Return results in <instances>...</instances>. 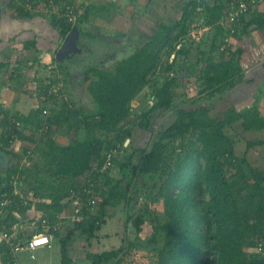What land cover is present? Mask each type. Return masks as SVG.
I'll list each match as a JSON object with an SVG mask.
<instances>
[{
	"label": "trees",
	"instance_id": "16d2710c",
	"mask_svg": "<svg viewBox=\"0 0 264 264\" xmlns=\"http://www.w3.org/2000/svg\"><path fill=\"white\" fill-rule=\"evenodd\" d=\"M30 2L32 7L28 9L25 4ZM191 3L184 6L180 19L171 22L156 20L142 45L126 33L119 34L132 40L134 52L124 55L132 47H127L124 53L120 52L119 56H127L115 62L112 69L96 63L82 69L80 79H83L93 99L94 110L74 109L67 99H62L64 84H72V73L79 70L78 66H71L65 60L55 59L64 73V79L57 77L50 80L49 77L50 83L46 85L44 95H47L46 103L51 107L47 108L48 112L43 114V118L40 116L42 109L31 111L28 115L10 116L7 105L3 106L0 99V148L8 158L13 156L15 159L14 163L6 167L5 178L0 177V200L3 199V193L13 199H20L15 190H23V185L28 182L37 194L50 200L45 203V209L49 211V217L55 219L56 213L67 207L64 200L70 199L72 190L82 196L97 198L95 208L85 205L73 220V227L61 238V264H74L69 253L71 240L75 237L89 239L96 236L108 219L112 218L110 208L123 204L128 208L132 202H139V196L134 198L133 191L138 177L142 175L156 178L158 191L154 197L160 196L165 208L164 216L158 215L153 221L154 233L148 239L150 244H154L159 234L164 238L163 246L152 255L156 264H264V249L258 251L256 248L260 241H264V171L249 165L247 170L243 166L247 160L235 153V141L227 133L237 121H241L246 130L263 129L264 117L256 107L243 112L229 108L222 116L212 117L211 109L202 105L192 109L176 107L175 94L177 88L184 86V77L192 79L190 74L202 75V88L205 91L210 89L211 94L235 84L241 73L239 60L242 50L240 37L237 40L238 34L246 32L251 25H257L264 33V0L242 18L240 26L233 24L237 33H232L231 27L226 28L230 24L227 18L230 9L228 0H215L212 5L204 6L206 12L199 17H194L196 8L201 5L199 0ZM39 7L38 0H11L8 4V9L16 11L21 17L38 16L40 13L45 15V12L38 10ZM63 9L61 5L58 6L60 12ZM84 9V14L76 21L68 16L59 17L57 13L50 15L52 25L61 39L75 24L79 25L84 39L100 37L82 27L94 10L85 6ZM222 19H226V26L221 23ZM193 22V28L203 30L205 26H213L216 29L215 32L206 31L210 46L208 49L198 47L200 50L196 53L197 61L194 63L188 61L192 51L187 41L182 40L189 34ZM228 36H231L230 44L222 49ZM200 39L196 40L198 44L201 43ZM179 42L182 46L176 50ZM36 44L37 41L29 40L25 48H34ZM173 52L175 56L171 61ZM163 53L166 54L165 65L162 63ZM79 54L72 55V60L75 58L78 61V56L82 58ZM13 56L16 59L11 58L12 63H18L17 66H13L11 60L1 63L8 67L7 72L12 75L25 68L20 65L24 66L36 59L23 55L21 48H17ZM159 70L168 74L161 79L159 74L156 75ZM152 81L154 97L141 112H133V101L147 86H151ZM216 85L219 87L212 89ZM59 100L61 107L56 111L54 106L59 104ZM194 103L196 105V101ZM216 107L213 103V108ZM171 108L176 110L177 118L160 132L150 146L132 151L127 154L125 161L116 157L133 149L135 127L149 129L156 112ZM135 121H138L137 125L133 126ZM64 123H68L78 136L62 144L55 137L56 128ZM39 127L43 129L40 141L35 137ZM190 133L197 134L196 140L191 141L190 145L183 143L178 151L172 149V152L177 153L172 167L168 161L172 154L169 153L170 149L167 150L168 143ZM128 139L130 141L126 143ZM15 142L20 143V150L9 151L7 148ZM256 144H264V141L248 142V147ZM37 153H41L45 170L41 169L39 161H32ZM108 155L112 156L111 161L121 165V175L117 173L120 177L112 176L111 173L105 181H101ZM23 160L25 163L32 161V165L24 167ZM94 166L98 170L90 177L93 191L87 193L84 189L90 187V183L83 181L81 176L93 170ZM124 168L129 169V177ZM15 177L16 181L13 179ZM204 193L208 194V200L202 198ZM70 201L74 204L75 200L73 198ZM27 208L18 210L23 213ZM6 209L8 213L0 217V230L5 226L12 233L18 221L14 215L15 206L11 204ZM127 211L126 223L133 221L140 238L147 221L146 211L144 208L139 212ZM53 231L58 232L57 229ZM138 251L136 243L131 240L127 250L121 245L103 252H89L87 259L91 264H143L137 258H131ZM0 253L4 254L5 262H15L5 241L0 243ZM212 254L215 257L211 259Z\"/></svg>",
	"mask_w": 264,
	"mask_h": 264
},
{
	"label": "rangeland",
	"instance_id": "374dc122",
	"mask_svg": "<svg viewBox=\"0 0 264 264\" xmlns=\"http://www.w3.org/2000/svg\"><path fill=\"white\" fill-rule=\"evenodd\" d=\"M166 1L167 3L171 2V5L165 8L161 6V10L164 11L162 19L163 21L164 20L167 21V18H168V19H172L171 21H174L177 18L178 19L181 18L182 9L184 8V5L187 2L189 3V1L191 0H177V1L166 0ZM102 14L103 15H101L102 16L101 20L95 19L92 21L91 19L89 23H87V27H86L87 29H90V31H92L94 34H97L99 31L102 34H100V37H98V39H93L91 37L87 39H84L83 37L80 38V41H83V42H79V45L81 44L80 45L81 49H83L82 52H80L82 53L81 59L85 58L87 61L86 63L87 65H92L96 63L102 67H105L106 69H110V68L112 69L115 65V62L123 59L124 57L129 55L131 52H134V47H132L133 46L132 40L129 41L128 39L124 38L123 36L119 34L126 33L132 39H134L135 41H138V43L141 45L144 44L145 40L144 38L134 36L135 32H134V26H133L132 20H131V24L129 23V25L122 26L124 22H122V19L118 16V13H117L114 19L115 23H113L110 28H106L108 24L107 18L109 16L105 17L106 14L103 11H102ZM195 16L199 17L202 15H199V14L197 15V13H195L194 17ZM123 21H124V18H123ZM193 25H195L194 22L192 24L191 29H189L190 35L185 36L184 38H182V40L187 41L188 47H190L192 51V55L189 57L188 61L194 63L197 61L196 53L200 49H202V47L208 49L209 48L208 46H210V43H208L209 41L207 42V40L209 39L208 35H202L203 30L199 29L198 27L193 28L194 27ZM215 30L216 29L213 28V32H215ZM204 34H206V32H204ZM197 38H201L200 39L201 43L199 44L197 43L196 41ZM205 43L207 45H205ZM127 47H132V48L129 49L128 53H124L123 51H125ZM198 47H200V49ZM176 50H178L177 47H176ZM120 52H123L124 55L125 54L127 55L119 56L118 54ZM89 53L93 55V56L91 55V58H87V55L88 57H90ZM165 56L166 54L163 53V58H162L163 65L166 64ZM80 57L81 56H78V59ZM68 61L69 60H66L65 63H67ZM54 65H52L53 68H50V66L48 67V70L45 71V75L43 74L45 69L44 67H41L40 69L41 72L39 73L38 79H36V81L32 80V83H31L29 80H25L24 86H22L21 84L19 85L18 82H17V85H15L16 92L20 91L19 96L26 97L27 106H28V109L29 108L31 109L30 111H34L36 109H42V112L40 113V116H42V118H43V114L45 115L48 112L47 108L51 107L48 103H46L47 98H48L47 95H44V90L47 88L46 85L50 83L49 77H50V80L56 79L57 77H59L60 79H64V73L61 71L60 68H58V65L56 63ZM26 72L29 73V75L26 76V79L31 80L34 71L27 70ZM158 74H159L158 77L162 79L168 73H163V71L159 70V73H157L156 75ZM171 75H173V73ZM74 77H76V75H74ZM200 77H203V76L202 75L192 76V79H191L192 81L189 80L187 76L182 79L184 86L179 87L175 90L176 107L192 109V108H195L197 105L199 106L202 105L204 107H209L211 109L210 115L212 117L222 116L221 111H218L217 108H211V105L213 106V104L209 103L210 102L209 98L211 99L214 97H207V95L211 94L212 92L207 93V91L205 92V89L203 90L202 88L203 80ZM78 84H80V86H77L76 88H74L75 86L73 87L71 86V84L65 83L64 88H63V98L62 99L64 100L67 99L71 103V105L74 106V109L83 108V109L94 110L95 105H94L93 99L89 95L88 91L86 90L85 85H82L83 83L81 82H78ZM152 84H154V81L151 82V86H147L142 91V93L139 95V97L135 101H133V112L135 113L141 112L145 107H147V102L151 99V97H154L152 94V90H153ZM43 85H45V88H43ZM55 86L56 85H54L53 87ZM79 87L81 89H78ZM13 88L14 86L11 87V89ZM21 91L25 92V95L23 94L21 95ZM213 94L214 95H211V96H215L216 91ZM8 96L15 97L14 94L12 93H9ZM229 97H232V95L229 94ZM200 100H204V101H200ZM195 101H196V105L194 103ZM6 103H7V100H6ZM60 104H61V101L59 100V104L56 105V107L54 106V109L56 111H58L59 107H61ZM214 104H217L216 99H214ZM42 107H44L45 109ZM152 118H153L152 124L149 129L147 130L140 129V128L136 129L135 127V132L132 136V140L134 142L133 149L129 150V152L125 151L124 154L122 155H116V157H118L120 161H125L127 154L131 153L132 151L136 149H142L148 145L150 146L157 139L160 132L163 131L165 128H167L172 122H174V120L177 118V113L174 108L165 109V110H160L156 112V114H154ZM137 122L138 121H135L133 123V126H136ZM56 129H57L56 130L57 138L60 139L62 136H64L62 135L63 133H66L68 135V137H63L61 139L63 143H66L68 140H70V138H75L76 136H78L75 130H71L69 128L68 123H64L62 124L61 127L56 128ZM42 133L43 131L41 132V127L37 128L36 139L38 141H40ZM254 133L255 132H253L252 134ZM196 138H197V134L190 133L182 139H177V140H174L168 143L167 150L170 149L169 153H172L171 156L168 157L169 158L168 161L172 165V167L174 166L176 157H177V153L172 152V149H176L178 151L179 149L178 147L180 145H182L183 143L190 145L191 141H195ZM13 144L7 149L13 152L18 151L19 144L18 143L14 145ZM2 158L3 157L0 156V177L5 178L6 176L4 174L5 172H3L2 170L9 164L14 163L15 159L12 158V160L8 161L7 165L3 167V165L1 164ZM35 160L39 161L41 169L45 170V162L43 161L41 157V153L35 154L32 161H35ZM32 161L29 163L27 162L25 163V160H23L22 165L24 167L28 164L29 166H31ZM135 161H137V159H135ZM108 163L109 164L107 165V167L104 170H102L103 172L101 174L102 176L101 181H105L106 178L109 177V174L111 173H112L111 174L112 176H119L117 175V173L121 175V172H119L120 171L119 168L121 165H119L115 161H108ZM20 164H21V160H20ZM96 166L93 167V170H90L86 174L81 176V179L85 182L88 181V179H90L92 174H95V172L97 173L98 167ZM124 172L127 175V177L130 176V173H129L130 171L128 168H124ZM154 179L156 178L145 177L144 175L139 176L135 183V187L133 191V194L135 196L134 198L139 196L138 197L139 202L138 201L132 202V204H130L128 208L126 204L120 205L118 207L110 208V215H112V218L108 219L107 223L104 224V226L102 227L100 231H98V234L96 236L89 238V239H87L86 237H81V238L75 237L74 239L71 240L69 244V251H70L69 253L74 260V264H91V262L87 259V253L89 252H103L108 249L118 248L121 245H124L125 250H127L129 242L131 240L136 243V246L139 249V251L131 257L132 259L137 258V260L143 264H156V261L152 255H153V252L157 253V251H159V249L163 246L164 238H163V235L159 234L157 236V242L154 244H150L148 239L154 233L153 221L157 219L156 217L158 215L164 216L165 213H163V211L165 210V208L163 205L162 198L160 196H158L157 198L154 197V195H157V191H158V186H156L157 185L156 180ZM26 183L27 184L23 185V190L20 188L18 189L19 193L17 195L20 197V199H16V198L13 199L12 197H8L6 193L2 194L3 196L2 200H5L7 204L4 207L0 206V210H1L0 217L8 213V210L6 209V207L11 204L15 206V210L17 212H19L18 209L20 208L29 207L28 208L29 211H27L26 209L23 213L20 212V216L22 217V219H25L24 217L28 216V217L35 218V220H37V217L41 215V212L43 211L45 212V208H46L45 203L50 202V200H45L44 198H42L40 194L36 193V190L34 188H31V186H29L28 182ZM125 184H126V181L124 182V185ZM202 198L205 200H208L209 199L208 194L204 193L202 195ZM68 200H69L68 198L64 200L67 202L68 205L67 207L63 209L62 214L63 215L65 214L67 216L66 219L71 224H68V222H66L67 227L65 225L64 227L62 226L63 228H61L60 230L61 237L65 236L69 232V230L73 227V220L77 218V215L74 216L73 204H71L70 200L68 202ZM146 207H147V210H146ZM143 208H144V211H146L145 217L147 221L143 225L142 231L140 233V238H138L139 234L135 226L133 225V221L126 223L127 212H128L127 210L130 209L132 210V212H139ZM48 212L49 211H47V214ZM32 221H33L32 219L26 221L28 223L27 224L28 228L26 229L28 233L32 231ZM56 245L57 246H55L54 249L44 248V249H40L36 251V257H37L36 260H32L30 258V252L27 251V252L22 253L21 258L24 257L25 261L24 262L21 261V264H40L41 261L42 263L44 262L48 264L49 262H52V261L55 262L59 260L58 253H59L60 244L58 241L56 242ZM131 251L133 250L131 249ZM0 264H2V262H0Z\"/></svg>",
	"mask_w": 264,
	"mask_h": 264
},
{
	"label": "crops",
	"instance_id": "0c3cea01",
	"mask_svg": "<svg viewBox=\"0 0 264 264\" xmlns=\"http://www.w3.org/2000/svg\"><path fill=\"white\" fill-rule=\"evenodd\" d=\"M10 1L11 0H0V69H1L0 99L7 100L6 109H8L10 116L12 115L17 116L18 114L28 115V113L31 112L30 111L31 109L30 108L28 109L27 99L26 97L19 96L20 91L16 92L15 85H17L18 82L19 85L21 84L22 86H24L25 80H29L31 83L32 80L36 81V79H38L39 73L41 72L40 70L41 67H44L45 69L43 73L44 75H45V71L48 70L49 66L50 68H53L52 65L55 64L54 63L55 59L57 60L56 58L57 51L62 45L64 39H61L59 33L54 29L50 15H48L47 13H45V15L44 14L41 15L40 13V15L38 16L21 17L19 16L18 13H16V11L8 9V4L10 3ZM64 1H66V3L73 4L76 6L83 5L85 7L88 8L92 7L94 9L92 11V15L90 19L88 21H85L82 24V27L86 28L87 23H89L91 19L92 21L95 19L101 20L102 19L101 15H103L102 14L103 11L106 14L105 17L109 16L107 18L108 24L106 28H110L112 24L115 23L114 19L116 14L118 13V16L122 19V22H124L122 26L129 25V23L131 24V20H132L134 26V32H135L134 36L140 38H144L147 35H149L148 32L151 31L155 21L158 19H162V17L160 16L162 13H164V11L161 10V6L165 8L171 5V2L167 3L166 0H64ZM192 1L193 0L189 1V3H191ZM214 1L215 0H210V3L208 4H203L199 2V4L201 5L196 8V13L204 16L206 12L204 6L212 5ZM189 3L187 2L186 4ZM58 5L62 6V3L60 2L59 4H57V6ZM103 7H105L104 10ZM199 7L202 8V11L200 12L198 11ZM171 20L172 19L167 18V22ZM213 28H214L213 26L212 27L205 26V28H203L202 35H208L207 34L208 30H213ZM204 32H206V34H204ZM98 34L100 35L102 33L99 31L97 35ZM238 35L239 36L237 37V40L240 37L239 39L240 48L242 50L240 53V60H239L241 67L240 75L238 76L235 84L232 87H227V88L223 87V89L221 90L218 89L215 96H211L214 94H208L207 97H214L211 99L209 98L210 104H213L214 99H216V103H217L216 108L218 111H221L222 115L229 108H234L238 112H243L253 107H256L258 108L261 116L264 117V33L261 29L258 28L257 25H251L246 32L244 33L239 32ZM93 39H97V38L93 37ZM29 40H35L37 41V44L35 45L34 48L31 47V49H26L25 44ZM79 42H83V41H79ZM17 48L23 49V55L25 54L27 57L31 59L32 58H36V59H33L35 61H29L30 63H25L24 66L20 65L25 68L20 69L19 71H17L15 74L12 75L7 72L8 67L1 65V63L7 62V60L8 62H10L9 60H11V58L14 57L13 55L16 53ZM81 54L82 53H80L79 55ZM89 55L90 57H88L87 55V58H91L92 54L89 53ZM14 58L16 59V57ZM72 59L73 57L70 58L68 57L65 58L64 60L65 61L69 60L68 64H70L71 66H78L79 68V70L76 69L72 73L74 82H72L71 85H73V87L75 86L74 88H76L77 86H80L78 82L83 83V79H80L82 75V69H84V67L88 65L86 64L87 61L85 58L81 59L80 57L78 61ZM17 64L18 63H12L13 66H17ZM27 70L34 71L31 80L26 79V76L29 75V73L26 72ZM74 75H76V77H74ZM190 75L191 77L194 76V74H190ZM12 86H14L13 89H11ZM218 87L219 86L216 85L212 89L215 90V88L217 89ZM78 89L81 88L79 87ZM210 91L211 90L208 89L207 93ZM9 93L14 94L15 97H9L8 96ZM22 94L25 95V92L21 91V95ZM229 94H231L232 97H229ZM211 108H213L212 105ZM227 131H228L227 133L235 141V153L239 157L245 158L247 160L246 162L248 164L244 162L243 166L247 170L249 169V166H251L256 169H260L261 171H264V144H256L254 146H251L250 148L248 147V142L252 143V142H257L259 140L264 141V128L246 130L242 126V122L237 121L234 122L233 128H230ZM253 132L255 133L252 134ZM63 137H68V135L65 134L60 139L57 137L55 138L57 139V141L59 142L61 141L60 143L64 144L61 140ZM16 143L19 144V146L18 145L17 146L18 149L20 150V143L15 142L14 144ZM0 156L3 157L1 159V164L3 165V167H5L7 165V162L11 161L13 157L10 156L8 158L6 156V152L2 148H0ZM6 167L2 170L3 172L5 171ZM27 211H29L28 208ZM47 211L48 210L45 209V212L44 211L41 212V215H39V217H37V220H35V218L28 216L24 217L25 219H22V217L20 216V212H17L15 210L14 215L16 216L18 221L14 224L13 227L17 231V239L22 241L29 239L33 235L38 233H50L52 240L51 244L49 246L41 247L36 251L44 248L54 249V247L57 246L56 242L58 241L60 244L59 253H58L59 260L55 262L54 261L49 262L48 264H61L62 237L60 236V230L61 228L64 227V225L67 227L66 222H68V224L71 223L67 221L66 219L67 216L65 214L64 215L62 214L63 210L58 213L55 212L57 215L55 219H51L47 214ZM41 217L49 218L51 224L54 223L53 228L52 226L50 230L44 228L42 226V223H39ZM31 219L33 220L32 231L28 233V231L26 230L28 228L27 227L28 223L26 221ZM55 229L58 230L57 233L53 231ZM36 251H35V255H36ZM24 252L27 251L20 252L17 255V259L15 260L14 263H10L7 261L5 262L3 260L4 254L0 253V262H2V264H21V261L23 262L25 261L24 257H23L24 259L21 258V255ZM30 258L32 260L37 259V257L32 258L31 254H30ZM40 264H47V263L44 262L42 263L41 261Z\"/></svg>",
	"mask_w": 264,
	"mask_h": 264
},
{
	"label": "built area",
	"instance_id": "2783aa9c",
	"mask_svg": "<svg viewBox=\"0 0 264 264\" xmlns=\"http://www.w3.org/2000/svg\"><path fill=\"white\" fill-rule=\"evenodd\" d=\"M40 2V7L38 8V10H41L45 13H47L48 15H53L54 13H57L59 15V17L62 16H68L69 18H71L72 20H77L80 16H82L85 12L84 6L78 7L76 5L73 4H69L66 3V1L64 0H38ZM64 1V2H63ZM229 1V14H228V21L230 22V24L226 27L229 28L231 27V32L232 33H237V29L235 26H233V24H239V26L242 24V18L247 16L249 13H251L253 10H255L259 5H261L263 3V0H228ZM62 3V7L64 8L62 12H60V10H58V6L57 4ZM25 6L29 9L32 7V3H26ZM198 11H202V8L199 7ZM226 19H222L221 23L223 25H225ZM232 23V24H231ZM226 26V25H225ZM190 34H188L189 36ZM189 38V37H188ZM230 38L231 36L226 37L225 39V43L222 45V49L229 46V42H230ZM182 46V43H178L177 44V48L179 49ZM175 56V52H173L171 54L170 60L172 61V59ZM3 103V106H6V100L2 99L1 100ZM17 125H20V122L16 123ZM43 130V129H41ZM112 156L108 155V158L105 162L104 168L103 170L107 167V165L110 163H108V161H111ZM14 181L17 180V178H13ZM16 183V182H15ZM88 183H90V187H87L86 189H84V191H86L87 193H91L93 190L91 188V186H93V183L91 182V180H88ZM16 194H18V190H15ZM71 197L70 199L74 198V216L78 215L81 213L82 208L86 205V206H90L92 209L95 208V205L97 203V198L87 195V196H82V194L80 193H76V191L72 190L71 191ZM6 201L5 200H0V206H6ZM1 213V211H0ZM39 223H42V226L44 228H46L47 230H50L51 226L53 228L54 223L51 224V221L49 218H45V217H41V220ZM0 239L1 241H5L7 243V245L10 247V253L11 255L15 258V260L17 259V255L22 252V251H28L31 254L32 258H35V251L41 247H45V246H49L51 244V236L50 233H38L33 235L31 238L26 239V240H18V242L16 241L17 239V231L16 229H14L13 227V231L12 233H9L5 226H2L1 230H0ZM15 240V241H14ZM257 250L261 251L264 249V241H260L259 244L257 245ZM215 255H211L210 258H214Z\"/></svg>",
	"mask_w": 264,
	"mask_h": 264
},
{
	"label": "water",
	"instance_id": "95a60500",
	"mask_svg": "<svg viewBox=\"0 0 264 264\" xmlns=\"http://www.w3.org/2000/svg\"><path fill=\"white\" fill-rule=\"evenodd\" d=\"M200 3L208 4L210 0H199ZM80 28L78 24H75L71 31L65 36L62 45L57 51L56 58L58 61H63L65 58L72 57V55L76 53H80L82 51L79 46L80 41ZM130 139L126 141L128 143ZM1 242V239H0Z\"/></svg>",
	"mask_w": 264,
	"mask_h": 264
}]
</instances>
